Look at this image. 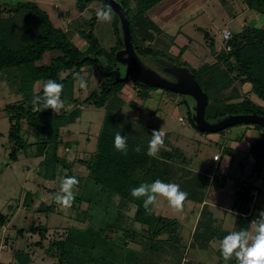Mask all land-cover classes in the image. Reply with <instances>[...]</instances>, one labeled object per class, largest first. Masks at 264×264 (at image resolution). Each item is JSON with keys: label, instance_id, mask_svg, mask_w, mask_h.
<instances>
[{"label": "trees", "instance_id": "obj_1", "mask_svg": "<svg viewBox=\"0 0 264 264\" xmlns=\"http://www.w3.org/2000/svg\"><path fill=\"white\" fill-rule=\"evenodd\" d=\"M94 1L99 2L103 8L106 6L103 0H75V6L82 12ZM113 1L119 4L126 15L131 44L138 59L142 62L144 59L166 58L175 63L171 56L158 48H151L161 31L149 19L148 12L163 0ZM242 2L264 19V0ZM93 22L94 20L88 23L87 30L79 31L85 43V46L79 47L72 42L66 31L54 26L49 15L32 0H3L0 7V73L12 76L5 81L10 86H16L17 94L21 95V100L4 107L9 122L7 139L11 145L8 159L15 162L21 152L34 148L33 155L42 158L41 164L45 167L46 179L53 181L59 167L67 170L63 178L75 176L80 181L74 189L79 195H75L72 206L68 208L76 212V219L82 218L81 223L88 216L94 217L93 224L85 228L70 227L62 241L52 243L51 246H55L56 249L48 250L47 253L56 259L55 264L130 263V258L126 257L127 255L123 256L126 249L124 243L105 237L112 229L119 232L117 228L121 214L114 217V221L117 222L112 224L110 215L114 216V213L106 209L105 205L112 196L118 197L122 205L135 206L132 222L140 225L147 233L143 243L146 249L149 248L148 244H152V240L159 236L176 233L178 225L176 221L157 215L155 213L157 206H150L151 211H146L143 207V198L136 199L130 195L132 188L160 179L165 183L179 184L181 190L188 193L185 202L200 205L204 202L206 189L211 185L222 187L226 178L216 175L210 178L204 173L187 168L186 158L177 149L163 147L158 157L147 155L151 133L159 129L122 113L121 109L125 102L120 96L122 90L128 88L127 83L131 82L130 90L139 101H145L149 93L145 90L150 87L138 83L131 77L122 82L104 73V70L110 67L111 70L123 74L115 59L116 53L123 49L120 20L114 13L111 25L117 39L115 45L108 50L101 47L93 31ZM252 29L253 27L249 26L244 28L243 34L231 33V38L226 41L225 51L221 50L215 54L214 64H205L197 69L199 75L189 69L207 96L204 118L209 123H217L228 116L237 115L256 114L264 117V108L250 99L245 97L241 101H235L239 97L236 90H232L229 97H223L222 94L230 88L234 80H240L249 83L254 95L264 102V30ZM247 37L255 40L248 43L243 41L241 44V40L244 38L246 40ZM211 47L214 49L212 43ZM47 53L53 54L48 64H39ZM176 64L186 67L185 62ZM83 68H87L88 71L97 69L101 80L97 89L92 90L83 100H79L73 97L76 80L74 77L76 73L82 76ZM49 79L64 86L62 99L66 102L65 107L57 113L52 109L42 110V105L32 103L34 96L42 95L44 82ZM36 84L42 85L37 92ZM129 105L132 108L138 107L136 101L129 102ZM83 106L102 108L104 116L94 152L87 160L80 161L87 171L86 176L80 177L73 175L72 165L60 158L57 151L61 142L60 130L75 123L81 115ZM249 126L262 132L257 125ZM29 130L44 137L29 143L27 137L31 135ZM117 132L128 137L126 155L114 147ZM137 146L139 151L135 150ZM224 152L227 153V150ZM249 154L253 159L251 181L240 182L235 191L236 202L233 211L238 216L236 231L250 230V223L254 220V216L250 214V193L254 190L253 179L260 178L264 169V130L250 146ZM49 192L52 197L57 193L54 189H50ZM29 196L30 194L25 195L24 202ZM83 203L87 208L81 210L79 206ZM53 208L54 203L44 207L45 211L51 212ZM260 210L264 211V207H260ZM199 217L202 219L196 225L193 238L195 241L198 240L197 245L202 249H206L212 240L220 241L229 234L228 231L213 225L211 212L206 206H203ZM6 222L7 218L0 215V226ZM23 232L21 229L17 233L21 235ZM28 232L39 234L43 240L46 229L32 224ZM126 235L136 236L133 230ZM42 240L36 245L41 246ZM215 254L217 264H237L235 257L225 261L219 248ZM14 256L18 264L31 262L29 257L25 259L19 251L15 252Z\"/></svg>", "mask_w": 264, "mask_h": 264}, {"label": "rangeland", "instance_id": "obj_2", "mask_svg": "<svg viewBox=\"0 0 264 264\" xmlns=\"http://www.w3.org/2000/svg\"><path fill=\"white\" fill-rule=\"evenodd\" d=\"M32 1L49 15L54 26L67 32L75 45L85 46L79 31L87 30V25L92 20H94L93 31L101 47L108 50L115 45L117 36L111 23L101 22L96 17V12L103 8L99 2L90 3L84 11L80 12L75 6V0ZM2 5L3 0H0V7ZM148 16L161 31L151 48L163 51L171 56L175 63H171L166 58L144 59L140 62L145 70L174 84L186 83L183 81L181 69H186L189 73V69L194 70L196 75H199L197 69L205 64L215 63V54L220 53L221 50L225 51L227 44L222 39L221 31L229 30L233 35L242 33L244 28L249 26L255 30H264V27L259 29L256 27L257 23L264 24V19L257 12L248 9L242 0H163L149 10ZM168 19L171 23L166 24ZM120 30L123 41L121 24ZM253 40L255 39L247 37L246 40L245 38L241 40V44L243 41L248 43ZM122 51H124V45L123 49L115 55L123 73L120 74L121 78L127 70V65L119 61L126 58ZM52 56L51 53L45 54L39 64H48ZM183 62L186 63V67L176 64ZM82 71L87 84L86 88H80L76 80L73 88V97L79 100H83L92 90L97 89L101 80L97 69L88 71L87 68H83ZM191 76L193 77L192 74ZM8 77L12 76L0 73V215L7 218V222L0 226V264H18L14 256L17 251L25 259L29 257L31 261L29 264H55L56 259L47 253L48 250L56 249L55 246H51L52 243L62 241L70 227L85 228L93 224L94 217L88 216L81 223L82 218L76 219L75 211L55 202L49 190L54 189L59 192L61 181L67 170L59 167L53 181L46 179L45 167L41 164L42 158L33 155L34 148L21 152L15 162L9 161L8 154L11 150L7 139L9 122L4 107L21 100V95L17 94L16 86L7 84L5 80ZM194 81L197 83L195 79ZM41 86L36 84L35 91L37 92ZM127 87L129 89L124 88L120 96L125 102L121 109L122 113L152 124L158 129L163 127L164 148L177 149L181 152L186 158L187 168L205 173L210 178L215 175L229 177V179L225 178L221 190L208 194L209 202L215 205V208H208V210L211 212L212 222L216 228L229 233L236 231L238 216L236 215L235 219V216L229 212L236 202L235 191L239 183L251 181L253 159L249 151L245 153L241 149L235 152L229 147L233 142L243 143L242 137L245 133L246 145H248L257 135L263 133L264 128L259 126L262 129V132H259L253 129V126H249L251 124H240L227 127L221 133H204L197 128L195 120L197 101L194 97L170 91L167 93V90L163 88L149 86L150 88L145 90L149 92L148 98L145 101H139L130 90L131 82L127 83ZM232 90H236L239 96L235 101H241L246 97L264 108V102L254 95L249 83L234 80L230 88L222 93L223 97L231 96ZM131 101H136L138 107L132 108L129 105ZM103 116L104 109L83 106L81 115L75 123L60 130L61 142L57 155L66 160L67 164L72 165L73 175L86 176V168L80 161L87 160L94 152ZM27 137L28 142L33 143L44 136L31 133ZM224 150H227V153ZM214 154L221 158L219 165L212 161ZM247 173L249 174L246 176ZM256 180L260 181V187H257L259 196L254 206H250L252 208L250 214L254 216V219L259 217V207H264V169L260 178L253 179V184ZM210 187L212 191L218 188L214 185ZM74 192L75 195H79L77 191ZM218 193L220 195H217ZM26 194L30 196L24 202ZM52 203H54L52 212L45 211L44 207ZM256 204L259 206L258 209ZM105 205L106 209L114 213V216L110 215L112 224L117 222L114 221V217L121 214L119 228H117L119 232L112 229L108 234L106 233L105 237L124 243L126 249L123 256L127 255L126 257L130 258V263L126 264H217L215 252L219 248V240H212L206 249H202L197 245L198 240L195 241L193 238L196 225L202 219L199 213L203 205L185 202L183 209L177 211L166 199L159 198L155 213L176 221L177 231L173 234H163L156 240H152L147 250L143 245L147 233L140 225L132 222L135 206L122 205L116 196H112ZM79 208L84 210L87 206L83 203ZM32 224L46 229L43 240L40 239L39 234L28 232ZM21 229L24 232L19 235L17 232ZM95 230L97 231V228ZM131 230L136 234L135 237L126 235ZM40 240H42L41 246L36 245ZM5 243L6 246L3 247Z\"/></svg>", "mask_w": 264, "mask_h": 264}, {"label": "clouds", "instance_id": "obj_3", "mask_svg": "<svg viewBox=\"0 0 264 264\" xmlns=\"http://www.w3.org/2000/svg\"><path fill=\"white\" fill-rule=\"evenodd\" d=\"M96 17L101 22L111 23L114 11L110 5H106L96 12ZM256 27L259 29L264 27V24L257 23ZM74 78L80 88H86L87 84L83 76L76 73ZM63 88L62 83L49 79L44 82L42 95L34 96L32 103L42 105V110L52 109L57 113L65 107L66 103L62 99ZM164 135L163 127L152 131L148 143V156L158 157L160 150L164 147ZM114 147L118 152L126 155L128 137L117 132L114 137ZM135 150L139 151V146ZM79 182L75 176L63 178L59 192L53 197L55 202L64 207H71L75 200L74 189ZM130 195L136 199L143 198V207L149 212L151 211L150 206H156L159 198L166 199L173 209L181 211L188 198V193L182 191L179 184L165 183L160 179L132 188ZM229 214L233 215L231 212ZM250 229L232 231L219 241V251L225 261H230L235 257L237 264H264V211H261L259 217L250 223Z\"/></svg>", "mask_w": 264, "mask_h": 264}, {"label": "water", "instance_id": "obj_4", "mask_svg": "<svg viewBox=\"0 0 264 264\" xmlns=\"http://www.w3.org/2000/svg\"><path fill=\"white\" fill-rule=\"evenodd\" d=\"M106 5H110L118 16L123 33V45L124 51L122 54L126 55V58L119 59L120 63L127 65V70L123 78L120 76V72L111 70L110 67H107L104 70V73L107 75H112L116 78L117 81H126L129 77L133 78L138 83L147 86L163 88L167 91L185 94L194 97L197 101V110H196V124L198 130L204 133H217L221 132L227 127L240 125V124H251L258 125L264 128V117L258 116L256 114L251 115H237V116H228L217 123H209L204 118V110L207 105V96L201 90L199 85L194 81L191 74L186 69H181V74L183 76L184 84H174L170 83L167 80L154 75L153 73L145 70L142 67V64L138 57L136 56L131 40H130V31L129 23L127 21L126 15L122 8L113 0H103Z\"/></svg>", "mask_w": 264, "mask_h": 264}, {"label": "crops", "instance_id": "obj_5", "mask_svg": "<svg viewBox=\"0 0 264 264\" xmlns=\"http://www.w3.org/2000/svg\"><path fill=\"white\" fill-rule=\"evenodd\" d=\"M156 7V6H155ZM154 7V8H155ZM153 9V8H152ZM171 19V18H170ZM170 19H168L167 21H166V24H168V23H171L170 21ZM178 34V33H177ZM158 37L159 36H156V39H158ZM254 129V128H253ZM241 137H242V135H241ZM245 137H246V133L243 135V143H241V142H239V143H235V142H233L232 144H231V147H229L231 150H233V151H240L241 149L242 150H244L245 151V153H247L248 151H249V149H250V146H251V144H253L255 141H256V139H257V137H258V135H257V137H255L251 142H249V144L248 145H246V140H245ZM214 155H216V154H214ZM213 155V156H214ZM213 156H212V161L214 162V163H217L218 165H219V163H220V161H221V158H220V156H219V160L218 161H214L213 160ZM219 167V166H218ZM244 171V170H243ZM246 171V170H245ZM200 173H202V172H200ZM205 174V173H204ZM249 173H247L246 174V176L248 175ZM207 175V174H206ZM222 177H228V176H224V175H222ZM228 179H229V177H228ZM257 180H259V179H257ZM256 180V182L253 184V186H254V190H257V187L259 188L260 187V185H259V183H260V181L258 182ZM258 184V185H257ZM212 186V185H211ZM224 186V185H223ZM222 186V187H223ZM210 187V186H209ZM207 188V192H206V195H205V199H204V202L201 204V206L203 205H205V206H207V208H209V209H211V208H215V205L212 203V202H209V199H208V194H210V193H216V192H218L219 190H221L222 189V187H218V188H216V190L215 191H212L213 189H212V187H210V188ZM214 188V187H213ZM258 191V190H257ZM217 195H220L219 193L217 194ZM258 196H259V191H258ZM257 196V197H258ZM256 207H259L257 204H256ZM260 208V207H259ZM259 212H261V210L259 209L258 210ZM231 213H233V215L235 216V219H236V212H234L233 211V208H231ZM6 246V243H5V245H3V247H5Z\"/></svg>", "mask_w": 264, "mask_h": 264}, {"label": "built area", "instance_id": "obj_6", "mask_svg": "<svg viewBox=\"0 0 264 264\" xmlns=\"http://www.w3.org/2000/svg\"><path fill=\"white\" fill-rule=\"evenodd\" d=\"M221 36H222V39L224 41H228L231 38V32L229 30H223V31H221ZM179 121L183 122L181 119H179ZM164 137H165V135H164ZM213 160L214 161H218L219 160V156L218 155H214ZM250 196H251V205L250 206L252 207V206H254V204L257 201L258 191L257 190H253L251 192ZM250 209H252V208H250Z\"/></svg>", "mask_w": 264, "mask_h": 264}]
</instances>
